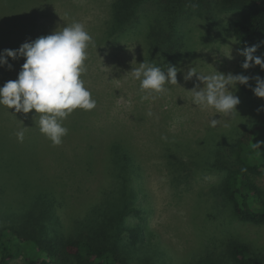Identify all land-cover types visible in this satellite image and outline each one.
<instances>
[{
	"label": "rangeland",
	"instance_id": "374dc122",
	"mask_svg": "<svg viewBox=\"0 0 264 264\" xmlns=\"http://www.w3.org/2000/svg\"><path fill=\"white\" fill-rule=\"evenodd\" d=\"M250 1L186 2L177 19L184 49L173 65L239 74L245 58L238 54L243 48L233 36L232 23ZM158 2L142 0L126 10L118 0H0V52L17 50L74 21L84 24L95 46L87 50L82 78L97 101L95 109H77L63 120L69 131L59 146L40 132L35 110L13 114L0 106V232L9 226L37 232L44 225L55 241L86 233L94 220L101 223L113 214L117 220L118 213L134 209L124 218V228L138 226L144 235L139 248L128 250L131 264H193L207 255L225 258L232 239L264 250V226L240 221L219 189L222 175L208 170L219 148L264 118V112H257L264 98L243 93L238 86L240 115L230 120L215 109L195 106L188 90L198 81H185L178 72L179 84L142 101L145 93L139 81L127 73L144 60L160 61L148 58L149 41L137 35L165 20ZM231 50L234 58L228 59L223 54ZM8 62L12 69L0 67V86L18 78L25 60L9 57ZM148 111L154 115L147 116ZM213 118L220 119L216 128L210 127ZM25 126L21 143L15 133ZM119 139L130 142L135 183L120 162L105 155L106 143ZM121 181H129L132 191L123 192ZM257 182L264 189V176ZM28 214L33 221L25 225ZM122 230L120 243L129 239ZM9 264L24 261L16 258Z\"/></svg>",
	"mask_w": 264,
	"mask_h": 264
},
{
	"label": "trees",
	"instance_id": "16d2710c",
	"mask_svg": "<svg viewBox=\"0 0 264 264\" xmlns=\"http://www.w3.org/2000/svg\"><path fill=\"white\" fill-rule=\"evenodd\" d=\"M141 1L118 0V3H124L125 7L122 9L128 10L139 5ZM196 1L159 0L158 6L166 13L165 20L159 21L156 26H149L147 33L142 34L141 30H138L137 35L149 41L148 58L160 60L157 65H173L175 59L179 58L177 54L184 48L183 36L181 31L177 30V19L186 2ZM140 18L139 16L133 21L132 26L135 22L138 24ZM232 33L242 48L260 45L256 54L264 55V0L250 1L249 7L233 21ZM161 60L163 63H160ZM240 73L264 78V71L259 66L244 70L240 65ZM249 83L253 88L256 86L255 80H250ZM238 86L243 93L253 92L248 86ZM256 142H264V118L245 127L226 148H219L208 170L222 175L219 189L230 201L236 217L244 223L264 226V189L257 182L258 176H264V144L257 149ZM128 143L129 140L124 139L115 140L113 143L109 141L105 145V155L113 156L116 162H120L130 174L131 182L135 183L137 175L134 172V158L130 157L133 155ZM137 158L135 157L136 160ZM129 184V181H121L123 192L127 189L132 191ZM134 211L128 209L123 214L118 213L117 220L116 217L113 218L114 214L108 215L101 223L100 220H94L86 233L73 237L63 236L55 241L49 237V231L44 225H41L37 232H27L25 227L20 226L6 227L0 232V264H9L16 258H22L24 264H131L128 250L139 248L141 237L144 235L138 226L124 228V218ZM32 217L31 214L26 215L24 224H30ZM41 219L37 217V221L40 222ZM121 229H125L122 231L129 236L124 243H120ZM224 255L225 258L201 256L193 264H264V250H258L251 243L240 239H232L226 245Z\"/></svg>",
	"mask_w": 264,
	"mask_h": 264
},
{
	"label": "clouds",
	"instance_id": "9594fccd",
	"mask_svg": "<svg viewBox=\"0 0 264 264\" xmlns=\"http://www.w3.org/2000/svg\"><path fill=\"white\" fill-rule=\"evenodd\" d=\"M90 46H95L93 37L83 23L74 21L52 34L23 43L17 50H3L0 52V67L7 66L9 70L12 69L8 62L9 57L13 60L24 58L25 62L16 80H9L0 86V106L14 110L15 113L28 114L35 110L39 119L35 120L36 115L34 121L40 132L53 146L61 145L63 137L69 131L63 126V120L77 109L91 111L97 106V101L82 78L86 71L85 62ZM259 47L260 45L246 46L238 51L245 58L241 63L244 70L259 66L264 71V56L256 55ZM223 55L228 59L234 58L232 50ZM178 72L183 73L185 81H192L193 78L198 81L188 90L195 106L202 110L215 109L221 117H228L230 120H235L240 115L237 106L241 100L235 94L239 90L238 85L248 86L256 97L264 98V78L259 75L253 77L232 72L225 74L216 68L205 73L192 64L185 70L171 64L161 67L147 60L138 63V66L133 65L127 74L139 81L140 91L145 93L141 100L149 101L155 99L154 93L163 94L169 91L167 85L179 84ZM250 80H255L254 88L249 83ZM257 112H264V105ZM153 115V112L148 111L147 116ZM219 124L220 119L213 118L210 121L212 128ZM25 129L26 126L15 133L21 143L25 138ZM162 139L168 141L167 136ZM262 144L264 142H256L255 147L260 149Z\"/></svg>",
	"mask_w": 264,
	"mask_h": 264
}]
</instances>
